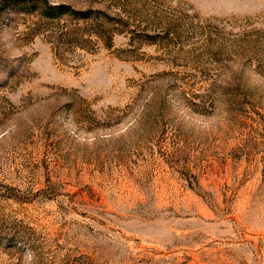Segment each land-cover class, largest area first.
<instances>
[{
  "label": "rangeland",
  "instance_id": "rangeland-1",
  "mask_svg": "<svg viewBox=\"0 0 264 264\" xmlns=\"http://www.w3.org/2000/svg\"><path fill=\"white\" fill-rule=\"evenodd\" d=\"M45 1L0 0V264H264V0Z\"/></svg>",
  "mask_w": 264,
  "mask_h": 264
},
{
  "label": "trees",
  "instance_id": "trees-1",
  "mask_svg": "<svg viewBox=\"0 0 264 264\" xmlns=\"http://www.w3.org/2000/svg\"><path fill=\"white\" fill-rule=\"evenodd\" d=\"M21 3L26 7V12H39L41 16L49 19L58 18L63 14H75L64 5H49L45 0H21Z\"/></svg>",
  "mask_w": 264,
  "mask_h": 264
}]
</instances>
